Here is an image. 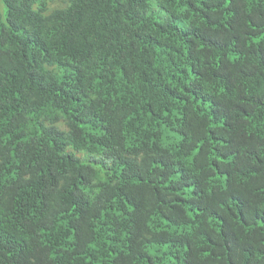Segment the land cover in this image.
<instances>
[{
  "label": "trees",
  "instance_id": "16d2710c",
  "mask_svg": "<svg viewBox=\"0 0 264 264\" xmlns=\"http://www.w3.org/2000/svg\"><path fill=\"white\" fill-rule=\"evenodd\" d=\"M0 264H264V0H0Z\"/></svg>",
  "mask_w": 264,
  "mask_h": 264
}]
</instances>
